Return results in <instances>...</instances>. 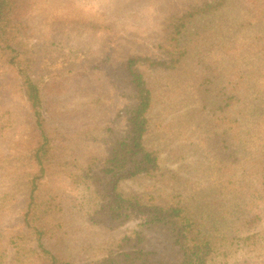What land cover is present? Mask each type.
I'll use <instances>...</instances> for the list:
<instances>
[{"label":"trees","instance_id":"1","mask_svg":"<svg viewBox=\"0 0 264 264\" xmlns=\"http://www.w3.org/2000/svg\"><path fill=\"white\" fill-rule=\"evenodd\" d=\"M28 2L0 0V62L21 80L36 132L28 152L17 157L26 206L17 230L0 224V264H75L85 259V264H226L240 248L262 254L264 227L250 230L249 225L257 217L252 213L255 198L264 191V37L244 22L242 9L264 20V0H238L239 8L232 12L230 0H196L180 15L168 17L166 40L157 45L163 57H128V102L109 123L88 124L80 132V140L107 144V155L92 154L74 170L79 157L65 153L68 133L53 127L44 112L47 76L38 68L34 36L25 20ZM100 27L109 29L107 23L93 25ZM203 39L210 41L211 51L202 58L195 46ZM214 57V66L206 68L205 60ZM140 60L172 76L170 87L179 94L167 107L173 113L170 122L161 125L170 136L177 135V158L197 162L183 179L172 175L179 182L165 205L150 194L146 199L125 195L117 186L120 179L152 176L161 168L157 151L148 150L143 141L153 98L133 68ZM81 69L68 68L56 77H71ZM8 159L0 156V169ZM254 178L259 188H253ZM51 181L85 189L86 195L81 201L69 199ZM12 199L10 192L0 191V218ZM130 220L136 221L131 231L98 243L84 235L77 239L75 226H69L78 222L83 230L94 231ZM159 232L172 239L169 245L176 248L179 262L174 254L166 256L167 244L158 247L159 253L145 249L147 234ZM71 248L79 252L72 256Z\"/></svg>","mask_w":264,"mask_h":264},{"label":"rangeland","instance_id":"2","mask_svg":"<svg viewBox=\"0 0 264 264\" xmlns=\"http://www.w3.org/2000/svg\"><path fill=\"white\" fill-rule=\"evenodd\" d=\"M28 1L25 20L34 36L33 43L40 59L38 68L47 76L44 112L53 127L68 133L65 153L77 154L79 157L76 166L72 168L74 170L88 156L94 154L104 157L108 153L107 144L93 143L89 139L80 140L79 135L88 124L100 127L109 123L115 112L128 102L126 95L131 94V84L124 64L127 58L137 55L146 56L150 61L162 58L163 49L157 45L166 40L168 17L180 15L186 10L188 3L196 0ZM237 1L230 0V12L239 8ZM242 19L253 26L256 34L264 37V20L245 9H242ZM200 21L202 20L196 21V25ZM105 23L109 25V29H93V25L99 27ZM195 49L198 57H205L211 51L210 41L203 39ZM81 54L84 57H80ZM214 59L215 57L205 60L206 68L214 66ZM80 60L83 61L79 62ZM80 66H84V69L72 73L71 77H56L68 68ZM133 68L142 74L153 98L151 109L147 111L151 122L143 141L148 150L157 151L161 168L152 176L138 174L120 179L117 186L125 195H137L146 199L150 194L157 204L165 205L174 191V182H179L172 175L176 174L183 179L189 173V168H196L197 162L177 158V135L175 133L170 136L167 128L164 129L161 125L170 122L173 113L168 112L167 107L172 98L179 94L170 87L172 76L165 70H157L155 64L151 65L145 60L138 61ZM50 74H53L52 77ZM176 75L175 81L180 78L179 73ZM171 90L175 92L172 93ZM179 106L178 104L177 107ZM33 123L21 80L13 69L0 62V156L9 157L7 167L0 169V191H8L13 196L0 218V224L8 230L18 229L26 206L27 189L19 177L23 168L17 157L27 153L36 139ZM121 126H124L123 121ZM72 131L78 132L77 136H72ZM180 163L184 164L183 169H180ZM242 169L240 167L238 170ZM51 184L59 187V191L69 199L73 197L81 201L86 195L85 189L68 186L62 181H51ZM254 187H260L257 178H254ZM255 200L257 205L253 207L252 213L257 217L249 225L250 230L264 227V191ZM135 222L130 220L111 229L101 226L94 231L83 230L78 222L69 226H75L77 239L84 235V240L98 243L110 234L131 231ZM237 232L240 233L241 230ZM159 233L147 234L143 243L145 249H156L159 253L161 249L158 247L167 244L166 256L174 254L175 260L179 262L181 257L176 248L169 245L172 239L166 240L168 235L165 232ZM70 238L72 242L75 239L74 236ZM240 249L228 258L226 264H263L264 248L262 254L246 248ZM78 250L79 248H71L72 256ZM85 260H77L75 264H85Z\"/></svg>","mask_w":264,"mask_h":264}]
</instances>
